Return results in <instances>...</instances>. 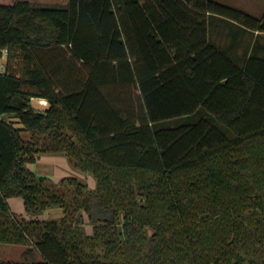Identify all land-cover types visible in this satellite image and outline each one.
Listing matches in <instances>:
<instances>
[{"label":"trees","instance_id":"16d2710c","mask_svg":"<svg viewBox=\"0 0 264 264\" xmlns=\"http://www.w3.org/2000/svg\"><path fill=\"white\" fill-rule=\"evenodd\" d=\"M211 18L264 33L214 0H0V243L20 264H264V58H228ZM43 154L96 187L37 176Z\"/></svg>","mask_w":264,"mask_h":264},{"label":"rangeland","instance_id":"374dc122","mask_svg":"<svg viewBox=\"0 0 264 264\" xmlns=\"http://www.w3.org/2000/svg\"><path fill=\"white\" fill-rule=\"evenodd\" d=\"M24 1H29V2H35V3H40L44 5H54V4H65L66 0H24ZM215 2L227 6L229 8L233 9H238L246 12L247 14L251 15L254 18H259L262 13H264V0H214ZM212 18L208 20V28L211 27L212 23ZM215 30L217 33L221 34V31L224 32L226 35H230V37H240L244 45H248L250 49V53L256 54L257 55V49L256 51L254 50L253 47H257L259 44H264L262 41H264V35H261L258 37V39L254 38V35L252 33L248 34H241L238 33L235 30L238 29H233L231 27H222V26H217L215 27ZM261 38V39H260ZM261 55H264V50L260 53ZM5 58L3 57L0 62H4ZM242 60H237V62H241ZM16 127L21 128L20 124H16ZM22 136L25 140H28L29 134L28 133H22ZM37 167L34 168V164L30 166L32 171H35L37 176H42L50 181H52L55 186L58 188H62V180L65 181L68 178H77V180L82 181L87 184L89 189L94 190L96 187V182L95 179L88 175H82L79 173L77 170L73 169V166H71L70 161L65 157V156H51V157H43L41 156L40 159L37 161ZM34 168V169H32ZM58 188V189H59ZM66 191V189H63ZM60 190V191H63ZM8 205L10 207V210L13 214L15 215H20L22 214L23 211V204L22 200L18 197H11L7 200ZM63 215L62 210L59 207H51L45 210L43 213H41L39 216L42 220L45 221H54V220H59ZM0 249H4L3 253H0L2 256L0 257L1 259H6L9 258L10 261L9 263L13 264H18V262L14 261H19L16 256L18 255L17 251H15L13 246L10 245H2L0 243ZM19 246L21 248V251L24 252L27 248H24L22 245H15ZM25 250H24V249ZM36 261H40V257L36 255ZM4 262V261H2ZM0 262V263H2ZM20 262V261H19ZM6 263V262H5ZM24 263V262H21ZM20 264V263H19Z\"/></svg>","mask_w":264,"mask_h":264},{"label":"crops","instance_id":"0c3cea01","mask_svg":"<svg viewBox=\"0 0 264 264\" xmlns=\"http://www.w3.org/2000/svg\"><path fill=\"white\" fill-rule=\"evenodd\" d=\"M217 26L225 27V29H226V27L238 29L235 31H237L238 33H241V34H248L249 35V32L242 30L239 26L235 25L232 22L225 21V20H222L220 18H213V21L211 23V27L208 28V40H209V42L212 45L218 47L221 51H223L228 58H230V59H245L246 57L249 56V54L251 52L250 51L251 48L248 45L247 46L244 45L240 37H230V35H227V34L225 35L224 32H222V31H221V34H219L215 30V27H217ZM252 35H254V38L258 39V37H260L261 35H264V33H254ZM262 43H264V41H262ZM262 50H264V44H259L257 46V51H256L257 56L264 58V55L260 54L262 52ZM30 102H31L32 107L38 112H44L49 107L47 101L44 99L31 98ZM41 156L51 157V156H63V155L43 154V155H40L38 159H40ZM36 165H37V162L34 163V165H33L34 168L37 167ZM34 168H32V169H34ZM33 173H36V172L33 171ZM2 245H10V244H2ZM10 246H13L15 251H17V249L19 250V252H17L18 255L16 256V258L20 262L19 261H14V262H18V263L23 262V259H22L23 252L21 251V248H19V246H15V245H10ZM24 248H26V247H24ZM3 251H4V249H0V253H3ZM1 256L2 255L0 254V257ZM2 261L10 262L12 260H10L9 258H6V259L0 258V262H2Z\"/></svg>","mask_w":264,"mask_h":264},{"label":"built area","instance_id":"2783aa9c","mask_svg":"<svg viewBox=\"0 0 264 264\" xmlns=\"http://www.w3.org/2000/svg\"><path fill=\"white\" fill-rule=\"evenodd\" d=\"M0 60L4 57L6 60V50H1L0 51ZM5 60L4 62H0V74L4 72V66H5Z\"/></svg>","mask_w":264,"mask_h":264}]
</instances>
